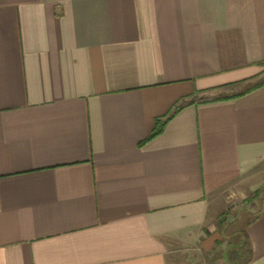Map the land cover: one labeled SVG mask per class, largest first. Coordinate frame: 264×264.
I'll return each mask as SVG.
<instances>
[{"label": "crops", "instance_id": "obj_1", "mask_svg": "<svg viewBox=\"0 0 264 264\" xmlns=\"http://www.w3.org/2000/svg\"><path fill=\"white\" fill-rule=\"evenodd\" d=\"M262 188L264 0H0V264H173Z\"/></svg>", "mask_w": 264, "mask_h": 264}, {"label": "rangeland", "instance_id": "obj_2", "mask_svg": "<svg viewBox=\"0 0 264 264\" xmlns=\"http://www.w3.org/2000/svg\"><path fill=\"white\" fill-rule=\"evenodd\" d=\"M261 193V196L264 197V188H262ZM252 194L247 196L243 201L229 207L225 212V214H229V217L228 221L223 224L224 227L221 226V233L224 237L223 245L227 244L224 249L218 246L217 243L212 249L198 251L193 254L190 253L191 255L185 252H175L173 254V264H230L227 260V255H231L238 249L241 251L236 262L234 261L233 263L240 264L247 257V243L242 236V227L250 213H253L257 208V204L260 203L258 200L256 201V205L252 207V201L258 198L257 196L252 198ZM228 222L229 226L227 227Z\"/></svg>", "mask_w": 264, "mask_h": 264}, {"label": "trees", "instance_id": "obj_3", "mask_svg": "<svg viewBox=\"0 0 264 264\" xmlns=\"http://www.w3.org/2000/svg\"><path fill=\"white\" fill-rule=\"evenodd\" d=\"M185 103V100H181V101H179V102H177V103H175L174 105H173V107L171 108V110L166 114V115H164L163 117H161V118H157L156 120H155V125H154V128H153V130L151 131V133H150V135L146 138V139H149V138H151L152 136H154V135H156V134H158V133H160L161 132V130H162V128H163V126H164V124H165V122L169 119V118H171L182 106H183V104ZM259 190H256L255 192H254V194L252 195V198H254V197H256V196H258V194H259ZM247 253V257L240 263V264H246L247 262H248V255L250 254V251H249V249H247V251H246ZM239 253H240V251H239V249L238 250H235L231 255L229 254V255H227V260H228V262L230 263V264H234L233 262L235 261L236 262V259H237V257L239 256Z\"/></svg>", "mask_w": 264, "mask_h": 264}]
</instances>
